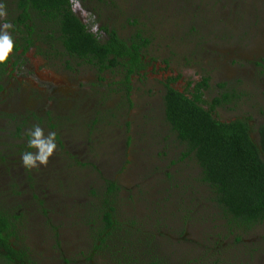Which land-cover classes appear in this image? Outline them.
<instances>
[{"label": "rangeland", "instance_id": "rangeland-1", "mask_svg": "<svg viewBox=\"0 0 264 264\" xmlns=\"http://www.w3.org/2000/svg\"><path fill=\"white\" fill-rule=\"evenodd\" d=\"M72 2L97 39L110 30L122 40L140 32L149 40L144 55L163 69L149 65L127 87L121 68L75 70L68 56L58 60L57 40L51 60L41 33L42 43L11 52L0 66V209L15 223L13 248L31 264H264V223L227 225L165 120L160 80L174 75L169 81L181 79L172 87L184 90L205 79L207 103L227 92L231 101L214 117L248 118L256 143L264 124V0ZM11 4L0 6V26L12 25L14 41ZM56 83L72 89L67 105L47 96ZM36 127L42 138L55 133L56 148L47 164L26 168L22 155L38 152L29 147ZM107 182L118 187L120 232L101 245ZM0 264L15 263L0 251Z\"/></svg>", "mask_w": 264, "mask_h": 264}, {"label": "trees", "instance_id": "trees-1", "mask_svg": "<svg viewBox=\"0 0 264 264\" xmlns=\"http://www.w3.org/2000/svg\"><path fill=\"white\" fill-rule=\"evenodd\" d=\"M20 5L17 20L24 27L25 40L27 35L31 37L35 28L42 33L50 30L49 23L54 20L64 50L84 59L85 64L99 72L121 68L129 87L132 78L140 76V71L144 70L141 56L149 40L140 32L122 40L111 31L108 40L100 44L71 12L69 0H20ZM27 44L32 43L28 40ZM164 88L165 120L177 142L183 146V158L195 159L200 180L208 187L212 201L225 217L227 225L251 230L263 224L264 124L256 129L258 138L255 143L250 137L248 118L231 122L215 118V109L231 99L227 92H222L207 103L204 100L207 90L205 79L196 83L193 93L181 92L169 85ZM107 183L108 191L98 215L101 226L97 237L101 245L112 242L115 234L120 232L113 203L118 187L113 182ZM15 231L12 217L0 209V250L6 253L8 260L16 258L20 264H25L24 254L13 248Z\"/></svg>", "mask_w": 264, "mask_h": 264}, {"label": "flooded vegetation", "instance_id": "flooded-vegetation-1", "mask_svg": "<svg viewBox=\"0 0 264 264\" xmlns=\"http://www.w3.org/2000/svg\"><path fill=\"white\" fill-rule=\"evenodd\" d=\"M8 3H13V4H11V6H16V11H17V17H16V20H15V22L13 23L14 25H13V29H12V32L15 34L14 36H17L16 37V39L13 41V53H15L14 51L15 50H17L18 52H19V50L20 49H22V48H25V45H27V46H30V45H28L27 43H28V40H30L31 41V45H33L34 43L36 44V45H38V44H40V43H42L43 41H38L37 40V38H36V36L38 37L39 36V33H41V34H44V37H46V38H48V39H50V41H48L47 42V44L46 43H44V48H43V53H47V54H49L50 55V57H51V60H54V61H57V57H56V54H53L50 50L52 49V47H54V45H53V42L55 43V45L57 46V43H56V40H57V42H58V48H59V50H58V53H57V56L59 57L58 58V60H60V58L61 57H65V55L66 56H68V59L70 58V61L71 62H74V64H75V70L77 69V68H79V67H77V66H81V65H84V59H80V58H78L77 56H74V55H70V54H68L65 50H64V48H63V46H62V44H61V42H60V40H59V38H58V34H57V27H56V24H55V21L54 20H52L49 24H51V28H50V30H46L45 32L43 31V33L41 32V31H39L38 29L39 28H35L34 29V32H32L31 34V37H29L27 34V39L25 40L24 38H25V32H24V27H23V25L22 24H20L19 23V21L17 20V18H18V15H19V9H20V0H0V6H8ZM73 2H72V0H69V8H70V10H71V12L77 17V15L74 13V11H73V9H72V6H73V4H72ZM64 6V5H63ZM80 21H81V23L84 25V20H82V19H80L79 17H77ZM15 23H16V25H15ZM18 23V24H17ZM29 26H30V24H29ZM36 27H38V26H36ZM23 31H22V30ZM112 30H110V31H108L107 33H104V34H102V39H97L98 41H99V43L100 44H104L107 40H108V34H109V32H111ZM47 35H49V37H47ZM95 35V34H94ZM96 37V36H95ZM34 38V39H33ZM147 39V38H146ZM35 40V41H34ZM27 43H26V42ZM25 44V45H24ZM56 48V47H55ZM145 50V49H144ZM144 50H143V52H142V62H143V64H144V70H142V71H140V74L142 75V74H144V71H145V69L146 68H148V66L149 65H152L153 66V68H154V71L156 70V71H158L159 69H163V67H158V69H156V67H157V64H154L153 62H149L148 60V58L144 55ZM10 55H11V53L9 54V57H8V59H10ZM8 62V60L6 61V62H4L3 64H0V66L2 67V66H4L6 63ZM67 62L65 61V66L67 67V64H66ZM8 65V64H7ZM64 66V67H65ZM90 66V65H89ZM65 67V68H66ZM92 67V66H91ZM94 68V67H93ZM174 78H176L174 75H169V74H167V75H162L161 77H160V80H164L163 82V84H164V87H165V85H169L170 87H172L173 86V84H175V83H178L179 81H180V79L181 78H178V79H176V80H174V81H169V80H173ZM66 80H67V83L68 84H70L69 83V78H66ZM68 84H61V83H56V85H54L53 87H51V89H50V91L47 93V96H49V97H54V96H56V97H63L64 99H65V103H66V105H67V99L71 96V94H72V89L71 88H68ZM191 88V90H189ZM186 89H188L189 90V93L190 92H192L193 93V89H194V87L193 86H189V88L187 87ZM186 89H184V90H182V89H176V90H178V91H181V92H185V90ZM60 92H62V94H60ZM8 104H9V102H8ZM55 105H56V107H55V110H58V109H62V106L63 105H61V104H59V103H55ZM66 107V106H65ZM11 108L13 109V110H15V107L13 106V104L11 103ZM0 251H2V250H0ZM3 252V251H2ZM23 253V252H22ZM24 254V253H23ZM3 256H4V258L6 259V260H8L7 259V257H6V253H4L3 252ZM25 256V255H24ZM8 261H10L11 263H15V264H20V262H18V259H16V258H12V259H10V260H8ZM25 264H31L29 261H25Z\"/></svg>", "mask_w": 264, "mask_h": 264}, {"label": "clouds", "instance_id": "clouds-1", "mask_svg": "<svg viewBox=\"0 0 264 264\" xmlns=\"http://www.w3.org/2000/svg\"><path fill=\"white\" fill-rule=\"evenodd\" d=\"M5 13L0 10V17L4 16ZM12 25L4 23L0 26V64L7 61L9 54L13 51V39L8 33ZM33 139L29 141V147L38 149V152L33 155L31 152H25L22 155V163L26 168L37 167V162L40 165L47 164L48 158L52 155L56 148L55 133L50 132L47 138L43 137L42 129L36 127L31 133Z\"/></svg>", "mask_w": 264, "mask_h": 264}]
</instances>
